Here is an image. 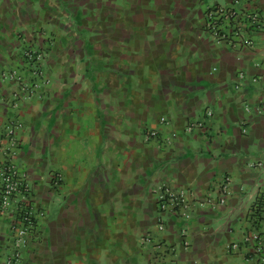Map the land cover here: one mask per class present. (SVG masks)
<instances>
[{"label": "crops", "instance_id": "0c3cea01", "mask_svg": "<svg viewBox=\"0 0 264 264\" xmlns=\"http://www.w3.org/2000/svg\"><path fill=\"white\" fill-rule=\"evenodd\" d=\"M235 1L0 0V164L17 120L15 163L46 212L25 264H163V241L176 264H258L228 245L264 188V23L235 46L205 26L208 6ZM238 5L264 22V0ZM194 121L204 128L187 131ZM169 181L191 191L190 215L164 214L159 229L156 187ZM12 219L0 210V260Z\"/></svg>", "mask_w": 264, "mask_h": 264}, {"label": "built area", "instance_id": "2783aa9c", "mask_svg": "<svg viewBox=\"0 0 264 264\" xmlns=\"http://www.w3.org/2000/svg\"><path fill=\"white\" fill-rule=\"evenodd\" d=\"M250 2L251 0H246ZM239 0L231 5L211 4L205 11V26L213 38L218 42H225L235 46L239 42L247 45H253L249 37L263 26V17L260 10L247 6H239ZM26 62L31 71L36 76L43 75L42 55L38 50L28 48L25 52ZM41 82H45L42 79ZM210 115L211 112H208ZM162 121H166L162 118ZM203 121H194L186 125L187 131L196 128L203 129ZM21 127L17 120L10 122L6 130L10 136L11 149L7 152L6 159L0 164V210L11 212L13 219L10 223L11 237L7 241L11 251L3 254L0 264H25L23 249L26 247L28 237L35 233L42 226L46 215L44 208H38L32 201V185L28 181V176L21 171L15 163V157L18 155L20 143L16 136V129ZM178 136L176 131H171L165 141L170 142ZM145 141L160 139L159 132L156 129H145L143 132ZM52 181L59 185L62 181V174L58 171L52 173ZM225 177L218 186L221 188L220 202H225V196L228 193ZM158 201V227L163 229L165 226L164 214L174 216L180 215L182 218H189V212L184 211L189 207L191 191L184 188H178L173 181L161 183L156 187ZM247 226L242 232L238 243L229 244L228 247L242 249H252L257 256L258 264H264V188L260 189L253 205L250 207L246 217ZM186 228L183 226L181 234L185 235ZM188 245L189 241L185 240ZM160 258L163 264H176L172 259L175 255V247L165 241L158 244Z\"/></svg>", "mask_w": 264, "mask_h": 264}]
</instances>
